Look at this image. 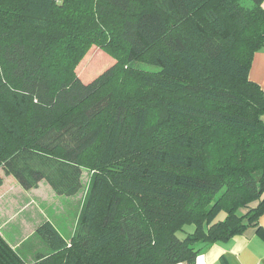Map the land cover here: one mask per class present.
<instances>
[{
	"label": "trees",
	"instance_id": "obj_1",
	"mask_svg": "<svg viewBox=\"0 0 264 264\" xmlns=\"http://www.w3.org/2000/svg\"><path fill=\"white\" fill-rule=\"evenodd\" d=\"M249 1L0 0V169L64 196L93 171L70 247L55 233L27 261L0 234V264H193L257 223L264 0ZM91 45L115 60L92 79L76 72Z\"/></svg>",
	"mask_w": 264,
	"mask_h": 264
},
{
	"label": "rangeland",
	"instance_id": "obj_2",
	"mask_svg": "<svg viewBox=\"0 0 264 264\" xmlns=\"http://www.w3.org/2000/svg\"><path fill=\"white\" fill-rule=\"evenodd\" d=\"M236 2L244 9L252 6L249 0ZM114 63L115 60L99 46L91 45L79 60L76 72L92 75V79ZM139 66L151 72L157 70L144 62ZM127 83L134 92L135 85ZM92 173L91 169L83 168L82 188L73 196H64L56 194L45 181L35 189L24 190L0 169V234L27 261L38 254L48 255L50 247L46 239L55 233L69 248Z\"/></svg>",
	"mask_w": 264,
	"mask_h": 264
},
{
	"label": "crops",
	"instance_id": "obj_3",
	"mask_svg": "<svg viewBox=\"0 0 264 264\" xmlns=\"http://www.w3.org/2000/svg\"><path fill=\"white\" fill-rule=\"evenodd\" d=\"M249 79L264 88V49L254 53ZM193 264H264V211L255 225L204 248Z\"/></svg>",
	"mask_w": 264,
	"mask_h": 264
}]
</instances>
